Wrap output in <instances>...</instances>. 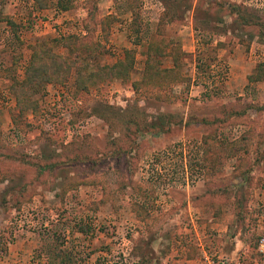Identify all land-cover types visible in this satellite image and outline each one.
I'll list each match as a JSON object with an SVG mask.
<instances>
[{"label":"rangeland","instance_id":"374dc122","mask_svg":"<svg viewBox=\"0 0 264 264\" xmlns=\"http://www.w3.org/2000/svg\"><path fill=\"white\" fill-rule=\"evenodd\" d=\"M55 2L0 0V264H264V30L231 7L264 25V0ZM85 25L127 78L78 91L71 69L21 111L31 46Z\"/></svg>","mask_w":264,"mask_h":264},{"label":"trees","instance_id":"16d2710c","mask_svg":"<svg viewBox=\"0 0 264 264\" xmlns=\"http://www.w3.org/2000/svg\"><path fill=\"white\" fill-rule=\"evenodd\" d=\"M163 1V0H161ZM34 5L39 9H44L48 6V0H33ZM166 4V3H165ZM55 8L59 12L67 11L69 7V0H56ZM166 7V6H165ZM177 7V6H176ZM231 7L233 13L236 14V20L242 26H250L257 28L259 34L264 30V25L261 22L253 20L249 17L248 8L243 5L233 4ZM169 17L168 12L165 11L163 19L159 18V23L164 22L165 18ZM169 17V21H171ZM87 35L78 36L68 34L56 37L52 40L40 41L38 40L31 46L30 58L27 62L24 72V79L21 82L13 80L11 94L15 99L16 106L21 111H32V103L30 97L36 95L44 85H59L62 86L67 82L70 70L74 71V85L78 91H87L89 87L95 86L100 81L107 79L124 80L128 76L129 69L133 64V59L129 58V53L125 54V60L117 61L113 66H97L94 62L97 56L95 51V44L90 40L88 33L92 30L89 26L85 25ZM133 44L137 45L138 42L132 39ZM56 49H63L67 52V56L60 55L55 52ZM157 57V55H156ZM155 57L147 55V75L156 78L163 74L165 70H160L155 62ZM92 64L97 69L91 70ZM173 70V69H172ZM169 70V71H172ZM249 85L255 83H264V62L257 64L254 72L247 78ZM32 107V108H31ZM256 106L250 105V108ZM263 106H259V109ZM258 109V108H257ZM97 115L98 113L95 112ZM102 117V115H101ZM205 119V118H204ZM202 119L203 123L208 122ZM161 127L160 124H154L153 127ZM145 127H137L136 131L140 132ZM54 166L53 163H46L41 166L42 169H49Z\"/></svg>","mask_w":264,"mask_h":264},{"label":"built area","instance_id":"2783aa9c","mask_svg":"<svg viewBox=\"0 0 264 264\" xmlns=\"http://www.w3.org/2000/svg\"><path fill=\"white\" fill-rule=\"evenodd\" d=\"M260 247L262 248V252H264V241L263 240H261L260 242Z\"/></svg>","mask_w":264,"mask_h":264}]
</instances>
